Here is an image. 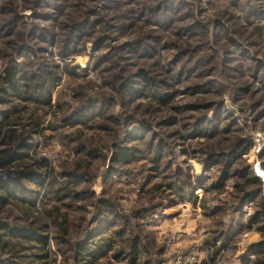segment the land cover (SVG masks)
Here are the masks:
<instances>
[{"label": "rangeland", "instance_id": "obj_1", "mask_svg": "<svg viewBox=\"0 0 264 264\" xmlns=\"http://www.w3.org/2000/svg\"><path fill=\"white\" fill-rule=\"evenodd\" d=\"M10 65L0 264H264V0H0Z\"/></svg>", "mask_w": 264, "mask_h": 264}, {"label": "trees", "instance_id": "obj_2", "mask_svg": "<svg viewBox=\"0 0 264 264\" xmlns=\"http://www.w3.org/2000/svg\"><path fill=\"white\" fill-rule=\"evenodd\" d=\"M19 73H20V71L17 70L16 66L10 65L4 69V75H0V79L2 80V83L7 84L10 88H12V90L16 93L17 96H21L19 88H17V86L15 85L19 81V76H18ZM26 80H29V79H26ZM142 80L146 83L144 86H146L149 91H152L153 87H155V84L153 83V81L150 80L148 77H143ZM24 86L29 88V85L25 84ZM33 90H35V87H33V89H31V92L29 93L28 97L32 98L33 94H35V93H33L34 92ZM154 93L155 92H153V94ZM156 98L159 101H163L162 99H160L158 97V94L156 95ZM26 100H28V99H26ZM43 103H45V100H43ZM238 148L242 149L240 151V154H244L248 149L247 146L237 147L236 149L234 148V150L230 153L231 157L234 156L235 153H237ZM126 153H128V152H120L121 157L125 158ZM190 196L193 197V195H190ZM191 198H189V199H191ZM0 202L3 203L1 199H0ZM194 202H196L195 197H194ZM263 209H264V203H263ZM5 228H7V227H5ZM31 239L33 241H36L37 243H39L41 245L40 250L45 249L46 242H45L43 237L36 234V235H33ZM103 240H104V238L100 239V241H98L94 244V246L96 247V251H103L104 249H108L110 247L109 242L105 241L103 243L102 242ZM93 253H94V251L92 252L90 247L84 246L81 248V250L79 252H77V256L85 257V256L91 255ZM46 257H47L46 254H44L40 258H46ZM97 257L98 256L93 257V263L97 260ZM133 258H135V257H133ZM132 260H134V259H132ZM129 262H130L129 264H135V263H132L131 260Z\"/></svg>", "mask_w": 264, "mask_h": 264}]
</instances>
